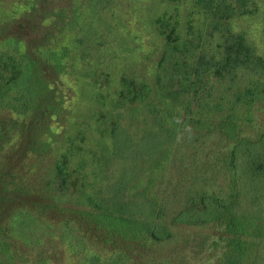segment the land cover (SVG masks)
Here are the masks:
<instances>
[{
	"label": "rangeland",
	"instance_id": "rangeland-1",
	"mask_svg": "<svg viewBox=\"0 0 264 264\" xmlns=\"http://www.w3.org/2000/svg\"><path fill=\"white\" fill-rule=\"evenodd\" d=\"M85 2L0 0V52L20 56L13 46L15 40L20 41L19 49L46 60L41 64L44 70L50 67L49 49L67 44L74 58L70 72L56 77L46 70L53 97L33 115L24 117L0 102V245L11 243L8 251L0 246V264H120L121 254L127 256L125 264H220L224 252L220 239H229L230 234L211 224L190 226L172 220L192 192L223 196L230 192L227 157L231 143L218 132L200 137L191 131L174 146L166 169L156 173L150 196L156 195L167 213L141 219L154 235L147 247L108 235L94 222V209L80 201L82 195L91 193L97 172H89L95 169L92 152L104 138L98 134L102 108L98 101L114 97L121 80L154 83L164 46L160 27L171 28L179 21L176 36L182 43L191 41L187 55L195 66L201 57L214 55L224 40L203 28L194 0H104L103 7L90 8L85 19L79 18L84 24L78 31L69 33L75 30L74 22L70 29L66 26L75 7ZM248 3L249 13L235 20L232 30L244 33L264 55V0ZM65 6V18L54 15ZM161 17L165 23L159 22ZM63 27L68 28L61 31ZM66 34H73L72 40ZM192 41L198 46L193 48ZM50 105H58L59 111L46 113ZM256 114L253 125L245 130L252 139L264 129V103ZM83 159L90 165L78 172ZM149 160L148 155L128 163L113 159L97 180L110 190L121 189L132 196L130 192L147 187L155 176ZM59 162L66 164L65 174L57 171ZM122 167L134 168L130 184L121 174ZM163 227L171 236L160 240ZM249 241L253 244L247 264H252L257 254L264 256V237Z\"/></svg>",
	"mask_w": 264,
	"mask_h": 264
},
{
	"label": "trees",
	"instance_id": "trees-1",
	"mask_svg": "<svg viewBox=\"0 0 264 264\" xmlns=\"http://www.w3.org/2000/svg\"><path fill=\"white\" fill-rule=\"evenodd\" d=\"M88 2L92 7L87 6ZM103 2L87 0L76 6L66 25L70 29L74 22L75 30L69 33L78 31L84 24L79 18L85 19L90 8L100 4L103 7ZM194 2L201 11L203 28L224 41L214 55L201 57L195 66L187 55L191 41L182 43L176 36L179 21L171 24V28L160 27L158 34L164 46L154 83L121 80L114 97H101L98 101L102 107L98 134L104 138L92 152L95 169L89 172H97L93 174L91 193L82 195L80 203L94 209L91 213L94 222L108 235L147 247L154 235L148 223L141 219L161 218L167 213L158 197L150 196L156 173L166 169L174 146L191 131L200 137L218 132L231 143L227 157L230 192L225 196L192 192L172 220L176 224H211L221 228L231 238L220 239L224 243L220 264H247L253 244L249 240L264 237V129L256 139L245 134L246 128L254 123L256 110L264 103V55L255 50L244 33L232 30L233 22L249 13L248 0ZM67 10L65 6L54 15L65 18ZM163 21L166 18L161 17L159 22ZM63 28L61 31L68 27ZM72 35H68L71 40ZM20 44L15 40L13 45L20 56L0 52V102L3 107L27 117L53 97L46 70L50 69L56 77L63 75L72 71L70 64L74 58L67 44L59 50L49 49L50 67L44 70L41 64L46 60L34 57L31 50L22 51ZM192 44L195 48L199 43L192 41ZM74 46L78 47L76 42ZM48 111L56 114L58 105L48 106L45 112ZM147 155L156 169L147 187L130 192V196L124 190H110L109 186L99 184L98 175L109 170L113 159L128 163L145 159ZM79 165L77 171H84L90 161L83 159ZM133 169L122 167L121 174L128 178V184L133 181ZM57 171L65 174L66 164L59 162ZM162 229L159 239L165 240L171 234L167 227ZM10 244L4 242L0 246L8 251ZM126 258L121 254L120 264H125ZM252 261V264H264V256L259 258L257 254Z\"/></svg>",
	"mask_w": 264,
	"mask_h": 264
}]
</instances>
